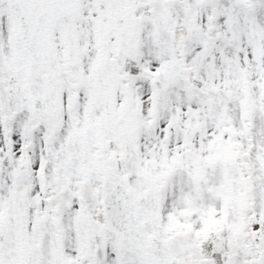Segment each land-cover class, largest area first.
<instances>
[{
	"label": "snow or ice",
	"instance_id": "snow-or-ice-1",
	"mask_svg": "<svg viewBox=\"0 0 264 264\" xmlns=\"http://www.w3.org/2000/svg\"><path fill=\"white\" fill-rule=\"evenodd\" d=\"M0 264H264V0H0Z\"/></svg>",
	"mask_w": 264,
	"mask_h": 264
}]
</instances>
